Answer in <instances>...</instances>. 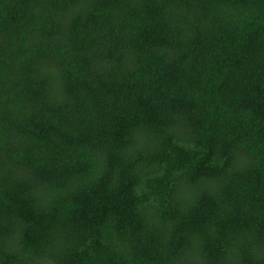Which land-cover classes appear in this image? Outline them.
<instances>
[{
	"label": "trees",
	"instance_id": "trees-1",
	"mask_svg": "<svg viewBox=\"0 0 264 264\" xmlns=\"http://www.w3.org/2000/svg\"><path fill=\"white\" fill-rule=\"evenodd\" d=\"M0 264H264V0H0Z\"/></svg>",
	"mask_w": 264,
	"mask_h": 264
}]
</instances>
